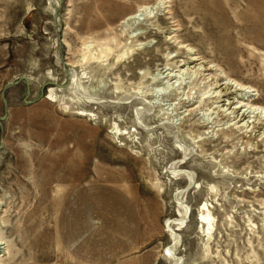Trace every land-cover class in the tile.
I'll list each match as a JSON object with an SVG mask.
<instances>
[{"label":"rangeland","instance_id":"374dc122","mask_svg":"<svg viewBox=\"0 0 264 264\" xmlns=\"http://www.w3.org/2000/svg\"><path fill=\"white\" fill-rule=\"evenodd\" d=\"M259 1L0 0V264H174L182 220L181 264H264V141L207 116L219 71L264 108Z\"/></svg>","mask_w":264,"mask_h":264},{"label":"bare ground","instance_id":"6f19581e","mask_svg":"<svg viewBox=\"0 0 264 264\" xmlns=\"http://www.w3.org/2000/svg\"><path fill=\"white\" fill-rule=\"evenodd\" d=\"M162 5L163 4H160L152 8H146L144 10H142L143 9L142 8L141 9L142 11L138 12L135 16L130 17L127 20L135 24V26L141 27L137 29L138 31L132 37L144 38L153 34L157 35V33H153V29L149 25L148 18L151 15H154L156 11L159 10L162 11L161 8L164 7V5L163 6ZM253 8H257V10H259L261 20L259 21L253 20V21H249V23L252 25H254V22L263 23L262 26L260 27L264 31V1H259L258 4L256 3V6H253ZM259 39L260 40L264 39V32L263 35H260L258 38L253 39L255 42H257V45H261L259 43ZM260 42H264V41H260ZM185 64L188 65V63ZM218 73L219 74L216 75V82L213 85L214 89H212L208 93V95L209 94L210 95L207 98V104L209 107L207 113L208 121H209L208 125L212 123L213 125L217 124L214 123L215 121L214 119L218 117L221 120H224L226 122L225 124L227 125L230 124L231 126L234 127V129L236 128L243 131L240 132L245 134L246 138L257 141L258 140L264 141V108H259L255 106L257 99H255V96L253 95L249 87L244 88V85L242 86L238 82L231 79V77L224 71H219ZM162 77L169 78L171 77V75L162 73L157 78H162ZM188 178L190 179V182H192L193 178H191V176H189ZM206 207L209 211V207L208 206ZM207 209L204 208L203 210H201V214L198 219L199 224L201 225L207 224L206 222L208 221V219H210V216H206L207 213L209 214V212H207ZM188 216H189V209L183 207L182 218L187 219ZM183 221L184 220H182L181 222L177 221L174 223L170 221L167 224V229L169 230L170 235L172 236V245L168 250V252L171 258L170 260L173 261L174 264H181V261L178 258V250L181 244H180V238L176 234L177 233L176 229L181 228L180 224H182Z\"/></svg>","mask_w":264,"mask_h":264}]
</instances>
